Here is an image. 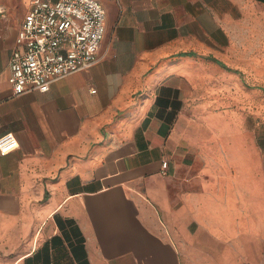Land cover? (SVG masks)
I'll list each match as a JSON object with an SVG mask.
<instances>
[{
	"label": "crops",
	"instance_id": "0c3cea01",
	"mask_svg": "<svg viewBox=\"0 0 264 264\" xmlns=\"http://www.w3.org/2000/svg\"><path fill=\"white\" fill-rule=\"evenodd\" d=\"M31 1L0 0V136L19 141L0 152V264H242L251 238L262 250L264 0H98V62L16 95Z\"/></svg>",
	"mask_w": 264,
	"mask_h": 264
},
{
	"label": "built area",
	"instance_id": "2783aa9c",
	"mask_svg": "<svg viewBox=\"0 0 264 264\" xmlns=\"http://www.w3.org/2000/svg\"><path fill=\"white\" fill-rule=\"evenodd\" d=\"M105 34L106 10L98 0H32L9 60L15 94L46 92L57 80L91 68ZM18 146L13 133L0 136L1 154Z\"/></svg>",
	"mask_w": 264,
	"mask_h": 264
},
{
	"label": "rangeland",
	"instance_id": "374dc122",
	"mask_svg": "<svg viewBox=\"0 0 264 264\" xmlns=\"http://www.w3.org/2000/svg\"><path fill=\"white\" fill-rule=\"evenodd\" d=\"M261 133H262V136H264V127H262ZM261 143L263 144V149H264V138L261 140ZM261 171H262V179H261L262 181H260V183H258V192L256 193L255 196H256V199L259 200V202L260 201L264 202V168H261ZM262 207L264 209V206H262ZM258 208H259L258 214L262 213L261 212V210H262L261 206H258ZM257 233H258L259 240L261 241V237L264 235V229L261 230V228H259V224H258ZM260 235H262V236H260ZM259 243L261 246V242H259ZM258 247L259 246H258L257 238H256V241H255V238H251V242H250V246H249V254H248L249 259L246 262H242V264H252L254 262H257L256 264H264V248H262V250H261ZM260 251H262V252L259 253Z\"/></svg>",
	"mask_w": 264,
	"mask_h": 264
}]
</instances>
